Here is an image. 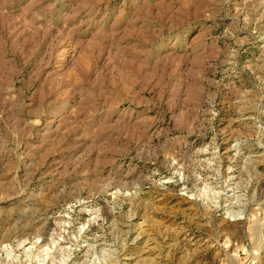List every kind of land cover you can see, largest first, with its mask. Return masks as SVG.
Returning a JSON list of instances; mask_svg holds the SVG:
<instances>
[{"label": "rangeland", "instance_id": "rangeland-1", "mask_svg": "<svg viewBox=\"0 0 264 264\" xmlns=\"http://www.w3.org/2000/svg\"><path fill=\"white\" fill-rule=\"evenodd\" d=\"M0 264H264V0H0Z\"/></svg>", "mask_w": 264, "mask_h": 264}]
</instances>
